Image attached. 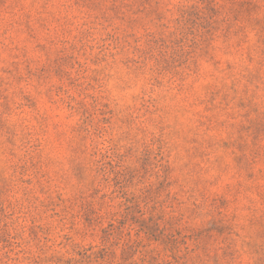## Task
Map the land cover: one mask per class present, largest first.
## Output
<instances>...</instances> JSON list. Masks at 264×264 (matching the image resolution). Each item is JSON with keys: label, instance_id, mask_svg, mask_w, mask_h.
<instances>
[{"label": "rangeland", "instance_id": "374dc122", "mask_svg": "<svg viewBox=\"0 0 264 264\" xmlns=\"http://www.w3.org/2000/svg\"><path fill=\"white\" fill-rule=\"evenodd\" d=\"M5 1L0 264H264V0Z\"/></svg>", "mask_w": 264, "mask_h": 264}, {"label": "clouds", "instance_id": "9594fccd", "mask_svg": "<svg viewBox=\"0 0 264 264\" xmlns=\"http://www.w3.org/2000/svg\"><path fill=\"white\" fill-rule=\"evenodd\" d=\"M170 7H172L170 5ZM115 74V73H114ZM111 83V82H110ZM141 87L147 89L148 85H147V79L146 77L145 78H141L140 80H138L137 82H135L132 87L126 91V92H123V93H118L117 94V98H119L120 96H123L125 98V100H127V98L129 97L130 94H139L140 90H141ZM159 91V90H158ZM124 101H121V103H123ZM63 116H64V113L61 112L60 113V120H63ZM77 122V118H73L72 120L70 121H67L66 123L68 124H72V125H75ZM43 140H47L49 139V137H42ZM49 147H51V145H49ZM47 150V149H46ZM98 157H93V159H96ZM21 247H24L23 243L21 242ZM20 249L18 248L16 250V252H19ZM13 255H15V253H13ZM244 260L245 261H249V264H250V258L248 256H244ZM8 264H15V262L13 261H9ZM19 264H27V262H25L22 258L21 260L19 261Z\"/></svg>", "mask_w": 264, "mask_h": 264}, {"label": "trees", "instance_id": "16d2710c", "mask_svg": "<svg viewBox=\"0 0 264 264\" xmlns=\"http://www.w3.org/2000/svg\"><path fill=\"white\" fill-rule=\"evenodd\" d=\"M6 3V1L5 0H0V4H5ZM8 8V7H7Z\"/></svg>", "mask_w": 264, "mask_h": 264}]
</instances>
